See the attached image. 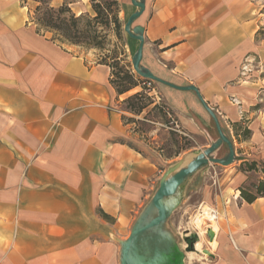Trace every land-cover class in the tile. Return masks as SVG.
Instances as JSON below:
<instances>
[{
    "label": "crops",
    "instance_id": "obj_1",
    "mask_svg": "<svg viewBox=\"0 0 264 264\" xmlns=\"http://www.w3.org/2000/svg\"><path fill=\"white\" fill-rule=\"evenodd\" d=\"M141 1L145 8L131 24L143 29L140 65L198 88L231 140L235 162L223 187L203 200L218 214L208 240L215 246L207 251L196 241L194 250L206 254L191 256L170 225L193 173L165 199L166 220L135 239L131 256L151 261L156 249L175 248L183 264H264V197L248 203L239 194L263 179L260 170H240L244 162L264 163L262 0ZM120 9L123 24L137 11L131 0H120ZM124 36L128 62L139 42ZM95 52L37 31L20 0H0V264H120L133 226L154 216L151 198L170 166L163 170V161L134 147L139 137L122 105L141 87L117 94L110 67ZM152 82L148 94L180 129L204 138L192 158L216 142L213 120L193 91ZM235 123L248 127L249 137H236ZM227 152L222 143L212 154Z\"/></svg>",
    "mask_w": 264,
    "mask_h": 264
},
{
    "label": "rangeland",
    "instance_id": "obj_2",
    "mask_svg": "<svg viewBox=\"0 0 264 264\" xmlns=\"http://www.w3.org/2000/svg\"><path fill=\"white\" fill-rule=\"evenodd\" d=\"M42 1H46V3L49 6L54 8L59 7L63 3H66L68 4L69 7H71L72 11H74L76 14H79L80 10L93 13L92 10L90 9L89 0H83L82 5L76 4L78 0H42ZM20 2L23 6L27 7L28 18L31 21V16L34 18L36 15L35 7L37 6L38 3L34 0H20ZM262 4L264 6V0H262ZM112 11H115V7L112 8ZM120 15L121 14L119 13V16ZM99 29L102 31L103 35L106 36L107 39L104 45L102 46V48L97 49V48L85 47L82 45H77V46L83 49H94L96 51L95 54L97 60H101V58L105 56L122 55L121 52H123V49L125 50V44L123 43L124 42L123 39L120 41L115 35L112 22H110L109 25L101 24L99 26ZM122 32L123 35H126L123 31V28H122ZM259 37L264 38V29L259 30ZM57 38L60 42H64L68 44L67 42L63 41L60 37L57 36ZM131 57L130 60H128L129 63L131 62ZM152 106L153 104H150L141 114L135 115L134 119L136 121L131 123L133 128L136 130L135 131L136 134L139 137V140H134L133 142L134 147L140 150L145 155L156 157L157 161H163L160 162L159 164L162 165L161 168L163 170L166 169L167 166L171 167L176 165L177 167L179 165L184 164L186 160L192 158L193 156L192 154L195 151V149L196 148L199 149L198 144H201L204 138L192 137L187 134L182 135L178 133L176 130H174L175 129L174 124L172 123L168 113L165 110H161L160 108L153 109ZM224 153H225V149L222 148V150H219L216 153V156H222ZM234 162L235 160L228 166L207 164L201 167L193 175H191L190 180L192 178L194 179V180L192 179V185L191 186L188 185V187L184 189L185 195L183 197V200L180 206L171 215L170 225L173 228V230L177 233V236L179 237L182 247H185V245L187 244L188 247L186 250L189 253H194L191 256H194L196 254H201V255L206 254L194 250L196 241L202 242L201 245H203V249L204 248L207 249L209 245L215 246L214 241L208 243L209 239L207 233L208 230L210 229L208 228L210 227L209 225L212 224L210 230L213 232V230L216 229V224L211 219L210 222L207 220V217H204L203 221L201 220L203 232L199 235L198 229L194 228V226L197 225L195 223V217L197 213L200 211V207L202 204L210 208L209 204H207L206 202L203 203L204 196H208L206 194L207 192L210 195L214 194L218 192L220 188L223 187V182H222L223 173L225 172V169L232 166ZM170 167H168V172H172L175 169L173 167L171 168ZM257 170H260V167L257 168ZM262 177H264L263 174ZM244 187L251 189L249 185H246ZM208 198L209 197H207V199ZM184 235H188L192 237V239H190L189 242L187 243L186 241L183 240ZM191 242H193V246H191L192 249L190 248ZM207 251L209 250L207 249Z\"/></svg>",
    "mask_w": 264,
    "mask_h": 264
},
{
    "label": "trees",
    "instance_id": "obj_3",
    "mask_svg": "<svg viewBox=\"0 0 264 264\" xmlns=\"http://www.w3.org/2000/svg\"><path fill=\"white\" fill-rule=\"evenodd\" d=\"M34 1L38 4L35 7L36 15L34 18L31 16V21L35 24L37 31L51 32L53 34L52 39L58 42L60 41L57 36L68 44L100 49L107 39L99 29V26L101 24L109 25L112 22L115 35L118 40L121 41L123 39L125 44V36L122 32L123 22L119 16L121 10L120 0H89L90 9L93 13L82 11L79 14L72 11L71 7L66 3L54 8L49 6L46 1ZM113 7H115V11H112ZM121 54L120 56H105L98 61L110 67V83L117 94H123L136 86L141 87L140 91L129 95L123 100L122 110L130 113V115H123L124 121L126 123L135 122V115L141 114L150 104H153V109L160 108L165 111L168 109L169 113H171L165 104L155 102L153 97L148 94V91L153 87V82L136 75L131 69V62L129 63L125 59L124 49ZM232 127L235 136L242 139L249 137L251 133L250 129L244 125L235 123ZM134 131L136 130L134 129ZM259 167L260 172L264 175V163L256 160L244 162V164L240 165V170L252 171L257 170ZM249 186L251 189L239 188V194L246 202L250 203L257 197H264V177ZM103 216L106 215L103 214Z\"/></svg>",
    "mask_w": 264,
    "mask_h": 264
},
{
    "label": "water",
    "instance_id": "obj_4",
    "mask_svg": "<svg viewBox=\"0 0 264 264\" xmlns=\"http://www.w3.org/2000/svg\"><path fill=\"white\" fill-rule=\"evenodd\" d=\"M131 3L137 7V11L131 13L123 24L124 33L132 38L137 40L138 47L136 52L131 57V68L132 70L140 77L154 81L175 89L179 90H190L193 91L205 109V111L209 114L213 123L215 125V129L218 135V139L215 143L211 144L209 147L205 148L202 152L196 154L193 158H191L184 166L180 167L176 171H174L169 176L168 173L162 178L159 182V185L154 192L151 198V205L154 209V216L149 220L143 221V216L140 221H138L131 231L129 232L127 238L123 241L121 246V256H120V264H183L182 263V255L176 251L171 249H167L165 252H158L156 249L153 257L150 258L151 261H147L141 256L136 258H132L131 251L133 248V244L135 239L142 233L152 229L156 226H159L163 223L168 215V209L165 204V199L171 197L176 194L177 190L180 188L182 183L188 178L191 174L195 173L201 167L207 164H216L220 166H228L234 161L235 152L234 147L231 140L223 133L221 125L219 123L218 117L215 111L209 107V105L205 102L203 97L201 96L198 88L194 85H185V86H177L169 81H166L160 77L155 76L151 71L143 68L140 65L142 58V49L144 44V36L142 27H136L131 29L132 22L141 15L143 12L145 5L141 0H131ZM226 144L228 148L227 155L222 158L213 157V151L220 145ZM207 236L209 240L213 239L214 233L209 229ZM187 239H192V237L188 236ZM193 242L190 244V248L192 249Z\"/></svg>",
    "mask_w": 264,
    "mask_h": 264
},
{
    "label": "bare ground",
    "instance_id": "obj_5",
    "mask_svg": "<svg viewBox=\"0 0 264 264\" xmlns=\"http://www.w3.org/2000/svg\"><path fill=\"white\" fill-rule=\"evenodd\" d=\"M200 217H201V219H200ZM204 217H207L209 220L211 219L216 224V220L212 219V217H211V215L209 213V207L201 205L200 211L197 213V215L195 217V223L197 225L194 226V228L198 229V234L199 235L203 232L202 231L201 220L203 221ZM211 220H210V222H211ZM209 226H210V229H211L212 224H210ZM214 230L216 231V229H214Z\"/></svg>",
    "mask_w": 264,
    "mask_h": 264
},
{
    "label": "built area",
    "instance_id": "obj_6",
    "mask_svg": "<svg viewBox=\"0 0 264 264\" xmlns=\"http://www.w3.org/2000/svg\"><path fill=\"white\" fill-rule=\"evenodd\" d=\"M156 100L158 101L159 98L156 99ZM154 101H155V99H154ZM157 101H156V102H157ZM166 111H167L169 117L171 118L172 123L174 124V128H175L174 130H176V131L179 132L180 134L186 135V133H184V132L180 129V127H179V125H178V122H177V120L175 119V117L172 116L171 113H169L168 109H166ZM200 213H201V212H200ZM209 213H210L212 219H214V220L217 219L218 214H217V211H216L214 208H211V207H210V208H209ZM207 220L210 221L208 218H207Z\"/></svg>",
    "mask_w": 264,
    "mask_h": 264
}]
</instances>
